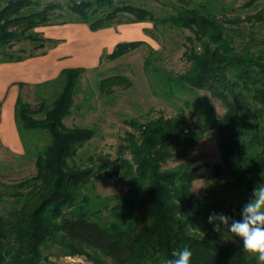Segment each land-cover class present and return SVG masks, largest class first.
I'll use <instances>...</instances> for the list:
<instances>
[{"label": "trees", "instance_id": "1", "mask_svg": "<svg viewBox=\"0 0 264 264\" xmlns=\"http://www.w3.org/2000/svg\"><path fill=\"white\" fill-rule=\"evenodd\" d=\"M149 1L165 7L158 13L145 4ZM256 2L247 0L243 7ZM229 7L223 0H0V63L21 61L48 43L57 44L36 30L48 25L87 23L97 31L149 21L154 29L191 32L184 53L190 66L182 73L157 64L158 50L142 39L118 42L107 54L116 59L147 45L144 66L153 73L154 85L185 103L173 114L127 120L118 165L109 155L90 166L77 163L96 135V128L65 123L86 68L67 67L55 79L35 84L36 105L23 96L29 83H18L20 136L30 130L49 140L35 153L36 174L14 186L16 206L0 211V264H42L49 257L45 250L54 246L59 255H86L94 264H159L185 245L194 253L192 264H257L240 242L219 240L207 222L212 211L238 218L253 188L264 183V48L257 47L254 32L247 39L242 28L243 21L264 25V7L244 18L229 17ZM154 29L145 32L157 38ZM22 41L34 43V50L13 51ZM131 84L126 75L112 74L98 85L102 93L112 94L116 86ZM201 92L221 100L225 112L218 116L183 98L195 99ZM210 134L221 152L213 176L234 187L238 200L195 193L201 166L172 164ZM112 176L125 179L123 196L87 195L85 188L95 179Z\"/></svg>", "mask_w": 264, "mask_h": 264}, {"label": "rangeland", "instance_id": "2", "mask_svg": "<svg viewBox=\"0 0 264 264\" xmlns=\"http://www.w3.org/2000/svg\"><path fill=\"white\" fill-rule=\"evenodd\" d=\"M54 1L65 2V0ZM223 1L230 4L228 11H226L229 17L239 15L244 18L264 7V0H257L253 6L247 8L243 7L247 0ZM145 4L158 13H161L165 7L156 1H149ZM168 8L170 7L167 6ZM141 23L142 26H147L146 28L154 29L152 22ZM114 28L116 31H112V33L118 40L126 33V30L130 31L133 27L132 23H123L114 26ZM242 28L247 39H250L251 32H254L258 39L257 47L264 48V25L257 23L252 27L250 22L243 21ZM36 30L42 32V27H38ZM143 30L145 31V28ZM59 32L62 31L57 27L47 30V33L51 34H58ZM154 32L157 38H153L145 32L146 39L144 40L158 50L159 60L157 64L175 73L185 72L190 66V62L184 54L189 44L186 36L191 32L178 28H163L162 26L159 29H154ZM22 50L30 53L34 50V43L22 41L13 47V51L16 53ZM108 53H110L108 50L104 51L95 68L86 69L76 96V106L72 114L65 119L68 126L81 125L96 128L95 137L82 149L81 155L77 158V163L83 166L98 163L97 159L101 155H109L111 160L116 161V165L119 164L117 161L120 157L119 145L127 128H129L127 120L134 117L146 119L157 116L161 112L173 114L180 107L185 106L183 99L178 96L167 97L160 88L154 85L153 73L147 72L144 66L145 58L149 53L147 45L140 46L116 59L107 57ZM112 74L126 75L132 84L116 86L112 94L102 93L98 85L100 79ZM22 92L24 98L32 104L36 105L39 102L35 83H29L23 87ZM200 94L201 96L195 97V99L187 95L183 98L192 99L197 105H204L207 110L215 115L220 116L225 112L226 107L221 100L209 92H201ZM2 111L3 100L0 99V122ZM20 139L22 144L19 149H15L5 144L0 137V211L3 213L13 210L17 204L14 186L36 174L35 153L38 148L48 142L49 136L44 133L36 135L30 130H25ZM92 160L96 161L91 162ZM186 161H192L193 166L200 165L203 172V177L194 182L193 191L195 193L202 196L211 194L220 199L238 200L239 192L234 187H227L228 182L226 180L215 179L213 176V164L221 161L220 148L214 134L207 135L185 157L172 164ZM88 187L85 188V191L93 199L98 196H123L127 190L125 179L117 176L95 179L93 184ZM104 213L106 214V212ZM216 236L219 240L234 241L222 233H217ZM45 253L49 257L42 264H94L86 255H59L56 246L46 249Z\"/></svg>", "mask_w": 264, "mask_h": 264}, {"label": "crops", "instance_id": "3", "mask_svg": "<svg viewBox=\"0 0 264 264\" xmlns=\"http://www.w3.org/2000/svg\"><path fill=\"white\" fill-rule=\"evenodd\" d=\"M141 22L132 23L131 30L118 40L109 27L93 31L87 23L56 24L42 27V33L50 39H57V44L48 43L37 55L21 61L0 63V99L3 111L0 122L2 141L19 149L22 144L15 120V105L20 92L19 82L41 83L55 79L67 67L95 68L105 50L113 51L121 41L146 39L147 26ZM123 26V25H120ZM52 27L61 29L58 34L47 33ZM144 27V28H143Z\"/></svg>", "mask_w": 264, "mask_h": 264}, {"label": "clouds", "instance_id": "4", "mask_svg": "<svg viewBox=\"0 0 264 264\" xmlns=\"http://www.w3.org/2000/svg\"><path fill=\"white\" fill-rule=\"evenodd\" d=\"M207 222L217 233L240 242L243 253L255 258L257 264H264V183L257 184L247 202L241 207L239 217L234 218L212 211ZM193 251L185 245L174 249L170 257L162 258L159 264H192Z\"/></svg>", "mask_w": 264, "mask_h": 264}]
</instances>
